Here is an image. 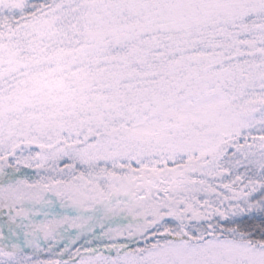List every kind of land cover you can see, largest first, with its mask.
I'll use <instances>...</instances> for the list:
<instances>
[{"label":"snow or ice","instance_id":"1","mask_svg":"<svg viewBox=\"0 0 264 264\" xmlns=\"http://www.w3.org/2000/svg\"><path fill=\"white\" fill-rule=\"evenodd\" d=\"M0 264H264V0H0Z\"/></svg>","mask_w":264,"mask_h":264}]
</instances>
